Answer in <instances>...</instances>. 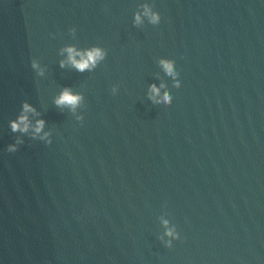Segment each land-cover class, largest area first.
Wrapping results in <instances>:
<instances>
[{"label":"water","instance_id":"obj_1","mask_svg":"<svg viewBox=\"0 0 264 264\" xmlns=\"http://www.w3.org/2000/svg\"><path fill=\"white\" fill-rule=\"evenodd\" d=\"M68 45L107 55L78 72ZM25 101L53 142L9 153ZM0 264H264V0H0Z\"/></svg>","mask_w":264,"mask_h":264},{"label":"clouds","instance_id":"obj_2","mask_svg":"<svg viewBox=\"0 0 264 264\" xmlns=\"http://www.w3.org/2000/svg\"><path fill=\"white\" fill-rule=\"evenodd\" d=\"M147 21L149 24L158 25L161 22V16L158 11L148 4H143L135 12L133 23L141 26ZM73 33L76 31L72 29ZM67 54L64 60H61L60 66H70L78 72H85L94 69L106 57V51L100 46H92L90 48L78 49L75 46L68 45L61 49V55ZM32 67L41 75L43 68L40 67L37 61H33ZM160 68L167 79L174 81L173 86L181 87L179 73L175 70V66L168 61H160ZM84 97L80 93L73 92L70 87H65L60 94L55 98V104L58 107H68L75 111L83 101ZM148 99L155 107H169L173 102V96L164 91L162 87H157L155 84L149 86ZM40 113L36 107L25 101L19 114L15 119L9 121V128L13 133H19L14 143L7 146L9 153H16L19 146L23 144V136L28 135L34 140H40L48 145L53 142L52 133L46 130L47 121L39 118ZM160 222L164 231L159 236L160 242L167 248H172L173 242L181 239V234L175 224L164 217L160 218Z\"/></svg>","mask_w":264,"mask_h":264}]
</instances>
